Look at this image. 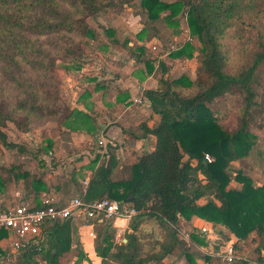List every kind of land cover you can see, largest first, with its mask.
Masks as SVG:
<instances>
[{
	"label": "trees",
	"instance_id": "16d2710c",
	"mask_svg": "<svg viewBox=\"0 0 264 264\" xmlns=\"http://www.w3.org/2000/svg\"><path fill=\"white\" fill-rule=\"evenodd\" d=\"M132 1L0 0V143L4 147L19 148L8 140V122L21 131L46 119L60 129L73 128L81 120L87 130L94 128L89 114L62 100L57 71L80 68L86 39L95 37L86 22L89 17ZM139 5L146 15L140 38L150 27L156 31L159 20L177 29L185 16L189 34L200 43L201 59L195 79L163 76L157 88L143 90L159 120L151 127L141 125V136L152 134L155 147L135 156L124 177L116 171L119 162L112 152L99 165L92 162L86 184L72 173L74 190L83 202L115 199L137 210L121 241L115 239L112 221L95 226V253L101 264H160L178 249L187 264H198L178 235L180 220L197 217L220 237L191 233V240L212 254L201 255L204 264L214 260L226 264L217 254L226 242L235 240L236 245L256 234L264 244V184L255 185L241 169L230 167L232 161L249 156L257 144L253 128H264V85L259 79L264 64V0H140ZM194 49L187 41L171 55L192 58ZM219 99L235 101L237 126L232 130L210 107ZM205 154L213 161H205ZM13 174L24 178L37 196L49 190L42 176L27 171ZM231 181L241 186L230 188ZM49 183L65 191L70 182L55 175ZM144 217L154 219L165 236L148 234ZM9 234L0 230V239ZM72 244L71 218L42 223L38 236L19 249L14 264H61ZM236 254L239 259L229 264L264 260L262 247L255 258L241 251ZM77 256L76 264L84 258L83 251L78 249Z\"/></svg>",
	"mask_w": 264,
	"mask_h": 264
},
{
	"label": "crops",
	"instance_id": "0c3cea01",
	"mask_svg": "<svg viewBox=\"0 0 264 264\" xmlns=\"http://www.w3.org/2000/svg\"><path fill=\"white\" fill-rule=\"evenodd\" d=\"M171 1L173 0H167V2ZM182 18L180 17L179 25ZM163 23L167 28H171L165 22ZM179 32L176 30L174 33ZM112 34L113 31L110 33L107 31L103 32V36ZM155 36L152 38H156ZM150 37H147L149 38V40L147 39L148 41L152 39ZM106 40L103 42V53L99 51L100 58L98 61L91 62L92 64H85L82 61L80 68L70 69V71L76 70L83 72L81 81L84 86L73 101L72 108H77L89 114L93 120L94 128L87 130L83 120H81L73 128L64 127L62 131H59V134L50 135L51 137L45 141V145L50 149L48 152L51 156L50 158H52V169L46 168V164L45 167H43V164H41L42 167L35 165L37 169L24 166V171H27L30 175L42 176L44 181L47 182L49 190L47 192L41 191L37 196L32 188L26 187L24 178L19 177L17 179L13 177V180L5 184L3 190L0 191V207L20 202L27 203L31 206H38L44 194L53 195L63 204L59 195L64 190H61L58 186H51L49 183L53 176L58 175L64 177L65 180H69L68 189H73L75 192L74 197H76L77 193L74 190L75 179L72 178V173L76 174L75 177L78 182L86 184L92 173V162H95L94 165L97 166L103 161H106L112 152L116 155L119 162L116 171L124 177V169L133 162L135 156L142 155L144 152L154 149L155 137L152 134L141 136L142 130L140 128L143 124L151 127L159 120V115L151 110L149 102L143 96L144 89H155L158 87L159 79L155 70L157 67L156 62L150 68L149 65L146 66L141 61L143 50L140 47L147 46L148 43L146 42L148 41L145 40L139 46L135 45L139 53L135 54L134 49H129L130 54H128V52L126 53L121 50L118 43L120 42L118 41L119 39H112L111 41L114 42L115 48L112 45L104 48V44L106 42L109 44L110 41V39ZM127 46H134V43L128 41ZM169 56L168 59L179 62L180 65L185 64L187 61H191L189 63L192 64L194 61V57L190 59L185 56L176 58ZM155 57L159 58L158 56ZM162 64L160 66H163ZM165 74L164 77H170L167 72ZM140 98L143 100L142 103L136 101ZM101 139L103 140V145L98 144V141ZM47 159V156H45L46 161ZM85 180L86 183L84 182ZM111 223L116 229V237H119L128 225V221L123 219H116ZM203 225L210 224L197 217H193L189 221H179V226L189 227V230L186 231L195 230L197 232ZM94 228L82 215L75 216L72 219V250L77 249L76 254L73 255L74 260L72 264H76L77 262L78 249L84 253V258L78 262L79 264H101V258L95 253V236L92 237L90 235V232ZM191 233L190 239L188 241L185 240V242L189 247L199 248L198 252H201L199 253L200 255L195 252L193 253L197 263L204 264L206 261L201 255H204L205 252L207 253L206 250L208 249L192 241ZM208 237L210 239L220 238L215 236L213 232ZM11 239L10 234L0 239V251L5 254L3 251L4 247L9 248L7 252L9 253L8 257L11 255L12 261L15 262L18 254L12 251ZM233 241L235 240L228 241L225 244L232 243ZM242 242L237 243L234 247L238 249ZM176 251L165 260L171 264H177V261H179L178 264H187L185 256L179 251L176 253ZM183 257L185 258V262L183 261ZM0 262L2 263L3 260ZM220 262L223 263L221 259ZM212 264H217V262L214 260Z\"/></svg>",
	"mask_w": 264,
	"mask_h": 264
},
{
	"label": "rangeland",
	"instance_id": "374dc122",
	"mask_svg": "<svg viewBox=\"0 0 264 264\" xmlns=\"http://www.w3.org/2000/svg\"><path fill=\"white\" fill-rule=\"evenodd\" d=\"M139 4L140 0H133L132 3L124 4L122 8L114 7L107 11H101L93 17H89L86 22L87 25L95 31V37L86 39L84 54L81 61L85 64L98 61L100 58L99 51L103 53V42L107 41L106 39H110V41L109 44L108 42L104 44V48L110 45L115 48V45L113 44L114 42L111 41L112 39H119L118 41L120 42L118 43L122 51L130 54L129 49H134V53L137 54L139 52H137L135 45L139 46L141 45L140 43L149 40L147 37L151 36L150 38H152L156 35V38H152L150 41L146 42L148 43L147 46H143V55L141 56L143 64L146 66H153L156 62L157 67L155 70L158 78L165 76V73L167 72L172 78L178 77L181 74H186L190 79H195L197 67L201 59L199 51L200 43L196 38H193V41L191 42L195 48L192 56V58L194 57L192 64L189 63L191 61H187L185 64L180 65L179 62H174L168 59V56H172L171 53L183 46V43L187 39L184 17L181 19V23L176 29L177 31H180L179 33L175 34V28H167L165 24L159 20L155 25L157 29L156 31L150 27L148 31L144 32L142 38H140L138 32L145 26L146 15ZM107 30H112L113 34L104 35V37L103 32H106ZM128 41L134 43V46H127ZM149 43L152 44L149 45ZM170 51L171 53L169 54ZM155 56H158L159 58ZM57 63H60L59 60ZM161 63H163V66H160ZM57 74L59 78L61 98L66 104L73 106V101L76 99L78 93L82 91L81 88L84 87L81 81V75L83 72L76 70L67 71L62 67H59ZM259 79L264 85V64L259 69ZM210 107L213 111H218L222 114L220 122L227 129L232 130L237 126L235 101L219 99L210 105ZM33 123L30 125L28 131L17 129L12 122H8L7 124L5 131L8 140L16 143L19 148H6L0 143V191L3 190L4 185L8 183L4 184V181L13 178V173L24 171V166L37 169V165L42 167L41 164H43V167H45L46 164V168L52 169L53 167V164L51 163L52 158H50L51 156L48 152L50 149L46 148L45 141L51 137L50 135L53 136L59 134V131H62V128L60 129L55 122L49 119L36 120ZM253 131L258 135V138L257 144L251 151L250 155L240 160L232 161L230 167L232 171L241 169L245 174L252 178L255 185H261L264 184V128L255 127L253 128ZM45 156L48 158L47 161L45 160ZM240 186L241 184L236 183L235 181H231L230 183V188H239ZM74 196L75 192L71 188L65 190L59 195L63 203H66ZM143 227L150 235L154 234V236L157 237L165 236L164 230H162L158 223L150 217L143 218ZM96 229L97 227L94 228L92 237L96 236ZM182 230H189V227L178 226V235L180 237ZM191 231L196 232L195 230ZM123 233L119 237L115 236V239L121 241L124 236ZM232 243H234V241ZM260 247L264 248V244L261 243L259 236L253 234L247 237L238 249L236 247L234 248L236 252L241 250L244 254L249 255V257L255 258L258 255ZM189 248L190 252H195L200 255L199 253L201 252H198L199 248H193V246ZM8 250L9 248L4 247L3 251L5 254L2 253L4 258L0 256V261L3 260L0 264H14L11 255L8 257ZM76 250L77 249L72 250L70 253L63 256L61 258V264H72V261L74 260L73 255L76 254ZM178 251L179 250L177 249L176 253H178ZM183 261L185 262L184 257ZM178 262L179 261H177V264ZM153 263L154 262H151L150 264ZM160 264L171 263L165 260V262L163 261Z\"/></svg>",
	"mask_w": 264,
	"mask_h": 264
},
{
	"label": "built area",
	"instance_id": "2783aa9c",
	"mask_svg": "<svg viewBox=\"0 0 264 264\" xmlns=\"http://www.w3.org/2000/svg\"><path fill=\"white\" fill-rule=\"evenodd\" d=\"M183 17L185 20V16ZM185 31L187 32L185 42H192L194 37L189 34L187 25ZM136 101L138 103L143 102L141 98ZM98 144L103 145V140H99ZM204 159L207 162L213 161V157L209 154H205ZM84 182L86 183V180ZM136 214L137 210L129 202L105 198L85 203L79 196H76L62 204L53 195L44 194L40 199L39 206H31L20 202L0 207V230L5 229L9 231L12 237V251L18 253L24 243L38 236L39 227L42 223L69 218L73 219L75 216L82 215L92 227H95L116 219H123L129 222ZM197 232L208 236L212 234V227L210 225H203ZM190 233L191 231L182 230L181 238L188 241ZM90 235L93 236V230L90 232ZM218 256L226 264L231 263L234 259H239L233 243L225 244L224 249L218 253ZM249 264H264V260L251 261Z\"/></svg>",
	"mask_w": 264,
	"mask_h": 264
},
{
	"label": "water",
	"instance_id": "95a60500",
	"mask_svg": "<svg viewBox=\"0 0 264 264\" xmlns=\"http://www.w3.org/2000/svg\"><path fill=\"white\" fill-rule=\"evenodd\" d=\"M124 241H126V239H124Z\"/></svg>",
	"mask_w": 264,
	"mask_h": 264
}]
</instances>
